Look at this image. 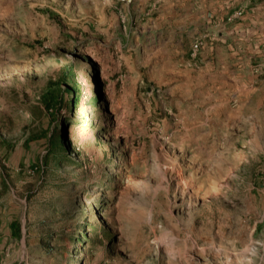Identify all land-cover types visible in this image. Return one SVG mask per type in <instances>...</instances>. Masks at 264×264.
<instances>
[{"label":"rangeland","instance_id":"374dc122","mask_svg":"<svg viewBox=\"0 0 264 264\" xmlns=\"http://www.w3.org/2000/svg\"><path fill=\"white\" fill-rule=\"evenodd\" d=\"M0 264H264V0H0Z\"/></svg>","mask_w":264,"mask_h":264},{"label":"trees","instance_id":"16d2710c","mask_svg":"<svg viewBox=\"0 0 264 264\" xmlns=\"http://www.w3.org/2000/svg\"><path fill=\"white\" fill-rule=\"evenodd\" d=\"M72 105L78 102L75 74L71 65H66L57 79L50 80L42 94V102L47 107L59 109L65 102L66 95Z\"/></svg>","mask_w":264,"mask_h":264}]
</instances>
